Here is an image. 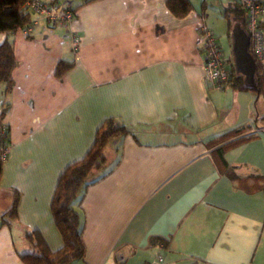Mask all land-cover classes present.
I'll return each instance as SVG.
<instances>
[{
	"label": "crops",
	"instance_id": "crops-1",
	"mask_svg": "<svg viewBox=\"0 0 264 264\" xmlns=\"http://www.w3.org/2000/svg\"><path fill=\"white\" fill-rule=\"evenodd\" d=\"M188 1L191 10L176 17L166 0H71L61 3L77 6L68 24L33 16L28 36L0 32L16 61L10 90L0 82L9 142L0 264H26L29 230L51 251L62 245L55 185L109 117L131 132L74 205L84 256L71 264H146L159 254L165 264H264V93L235 86L232 72V30L239 24L248 35L244 14L235 0ZM202 19L231 71L224 89L203 83ZM61 60L72 65L57 78ZM259 64L264 72V58Z\"/></svg>",
	"mask_w": 264,
	"mask_h": 264
},
{
	"label": "trees",
	"instance_id": "trees-1",
	"mask_svg": "<svg viewBox=\"0 0 264 264\" xmlns=\"http://www.w3.org/2000/svg\"><path fill=\"white\" fill-rule=\"evenodd\" d=\"M25 1L0 0V32L13 33L30 23L31 15L22 9V4ZM165 5L176 17L185 16L191 10L188 0H166ZM234 6L236 12H239L238 16H240V10L243 11L244 17H240V23L245 25L246 15L244 9L239 4H234ZM71 9L75 11L77 6ZM15 64L12 42L5 39L0 44V82L6 83V90H10L12 86L11 74ZM71 65L72 63L59 61L55 68V76L61 78ZM232 72H235L236 75L234 79L235 86L264 93V72L259 63H256L255 83L252 86L243 85L242 75L237 73L234 67ZM130 132L131 130L126 125L117 123L113 118L104 119L97 128L93 143L85 155L67 165L61 172L53 191L50 209L55 226L61 235L62 245L51 251L38 231H26L24 237L30 250L20 254L21 259L26 264H71L83 258L84 245L81 239V218L74 205L80 200L87 185L93 181L90 179L91 172L103 165L106 158L104 148L107 142L111 138L125 136ZM1 172L2 161H0V176ZM16 205L17 194L14 193L11 205L5 215L15 218Z\"/></svg>",
	"mask_w": 264,
	"mask_h": 264
},
{
	"label": "built area",
	"instance_id": "built-area-1",
	"mask_svg": "<svg viewBox=\"0 0 264 264\" xmlns=\"http://www.w3.org/2000/svg\"><path fill=\"white\" fill-rule=\"evenodd\" d=\"M245 11L246 29L249 38V53L256 63L264 58V1L262 0H235ZM22 9L31 15L30 23L21 28L22 34L28 36L36 22L33 16L43 18L50 26L65 25L71 22L76 13L71 8L65 7L55 1L26 0ZM79 38L73 36L72 48L76 51ZM196 44L203 55L204 75L203 83L207 88L224 89L230 78L231 71L224 51L215 38L211 29L201 20L197 29ZM261 129H255L260 131ZM9 152L8 127L0 122V161L7 158ZM160 248L164 244L159 242ZM146 264H165L159 254Z\"/></svg>",
	"mask_w": 264,
	"mask_h": 264
},
{
	"label": "water",
	"instance_id": "water-1",
	"mask_svg": "<svg viewBox=\"0 0 264 264\" xmlns=\"http://www.w3.org/2000/svg\"><path fill=\"white\" fill-rule=\"evenodd\" d=\"M234 65L237 72L244 75L245 86L254 82L256 64L249 53V38L239 24L232 30Z\"/></svg>",
	"mask_w": 264,
	"mask_h": 264
},
{
	"label": "rangeland",
	"instance_id": "rangeland-1",
	"mask_svg": "<svg viewBox=\"0 0 264 264\" xmlns=\"http://www.w3.org/2000/svg\"><path fill=\"white\" fill-rule=\"evenodd\" d=\"M69 1H71V0H55V2H58L59 4H61V3H63V2H65V4H66V3H68ZM77 1H78V0H72L73 3L77 2ZM117 139H118V136H117V137H114V138H111V139L107 142V144H106V146H105V148H104V154H105V155H109V153H110L109 148H111L112 146H114V143L117 141ZM100 169H101V167H100ZM94 171H95V170H93V171L91 172V174H90V178L93 176Z\"/></svg>",
	"mask_w": 264,
	"mask_h": 264
}]
</instances>
